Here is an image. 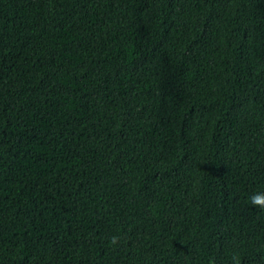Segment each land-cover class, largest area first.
Returning a JSON list of instances; mask_svg holds the SVG:
<instances>
[{
    "label": "trees",
    "instance_id": "trees-1",
    "mask_svg": "<svg viewBox=\"0 0 264 264\" xmlns=\"http://www.w3.org/2000/svg\"><path fill=\"white\" fill-rule=\"evenodd\" d=\"M254 195L264 0H0V264H264Z\"/></svg>",
    "mask_w": 264,
    "mask_h": 264
},
{
    "label": "clouds",
    "instance_id": "clouds-1",
    "mask_svg": "<svg viewBox=\"0 0 264 264\" xmlns=\"http://www.w3.org/2000/svg\"><path fill=\"white\" fill-rule=\"evenodd\" d=\"M250 200L253 206L264 209V196L254 195L250 198ZM116 242H117V238L113 237L111 243L115 244Z\"/></svg>",
    "mask_w": 264,
    "mask_h": 264
}]
</instances>
